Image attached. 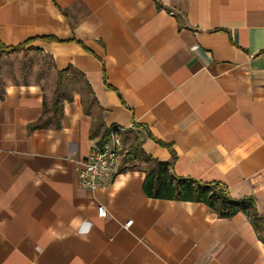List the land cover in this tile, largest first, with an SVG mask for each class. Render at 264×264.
Segmentation results:
<instances>
[{
    "label": "crops",
    "instance_id": "0c3cea01",
    "mask_svg": "<svg viewBox=\"0 0 264 264\" xmlns=\"http://www.w3.org/2000/svg\"><path fill=\"white\" fill-rule=\"evenodd\" d=\"M24 43L56 80L0 86V264H264L248 215L150 196L146 163L124 160L138 144L175 154L178 176L264 216V0H0V45ZM85 82L101 111H85ZM116 125L124 156L89 189L78 169Z\"/></svg>",
    "mask_w": 264,
    "mask_h": 264
},
{
    "label": "trees",
    "instance_id": "16d2710c",
    "mask_svg": "<svg viewBox=\"0 0 264 264\" xmlns=\"http://www.w3.org/2000/svg\"><path fill=\"white\" fill-rule=\"evenodd\" d=\"M28 43L14 47H5L0 45L3 49L9 51H16L18 49L28 47ZM31 48L32 47H28ZM65 71L58 70V82L56 87V95L53 102V116L57 118L62 113L61 100L59 96V88L62 85V78ZM86 87L85 92V106L84 109L90 113L92 109L100 110L98 101L94 95L92 88L88 82L84 83ZM51 118L41 119L36 123L38 126H46L49 124ZM103 116L98 115L93 121L91 128V135L97 136L99 130L103 128ZM111 129V128H110ZM110 130L104 129L100 137V144L104 143L109 137ZM162 145H167L159 141ZM138 158L146 163L145 173L146 178L144 182V189L153 197L164 198L176 201H192L202 202L208 205L214 212L221 217H230L238 212L248 215L261 238L264 237V216L260 215L257 210L256 200L254 197H244L241 199H234L229 193L227 185L220 181L205 182L192 177H181L174 172V164L176 155L172 156L170 161H160L149 154H147L142 147L132 145L126 153L124 160L126 162Z\"/></svg>",
    "mask_w": 264,
    "mask_h": 264
},
{
    "label": "built area",
    "instance_id": "2783aa9c",
    "mask_svg": "<svg viewBox=\"0 0 264 264\" xmlns=\"http://www.w3.org/2000/svg\"><path fill=\"white\" fill-rule=\"evenodd\" d=\"M124 130V127L118 125L111 127L108 139L92 148L78 169V179L82 185L96 190L110 179L116 165L124 156V145L120 135ZM98 213L103 217L107 215L103 205L99 206ZM131 223L132 220L128 221L126 226L129 227Z\"/></svg>",
    "mask_w": 264,
    "mask_h": 264
},
{
    "label": "rangeland",
    "instance_id": "374dc122",
    "mask_svg": "<svg viewBox=\"0 0 264 264\" xmlns=\"http://www.w3.org/2000/svg\"><path fill=\"white\" fill-rule=\"evenodd\" d=\"M50 59L31 48L9 51L0 47V86L14 83L38 82L50 90L55 79Z\"/></svg>",
    "mask_w": 264,
    "mask_h": 264
}]
</instances>
